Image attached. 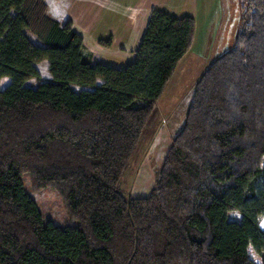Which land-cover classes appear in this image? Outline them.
Here are the masks:
<instances>
[{"label": "trees", "instance_id": "trees-1", "mask_svg": "<svg viewBox=\"0 0 264 264\" xmlns=\"http://www.w3.org/2000/svg\"><path fill=\"white\" fill-rule=\"evenodd\" d=\"M244 1L234 47L198 80L155 188L133 198L124 177L195 19L153 11L119 69L87 61L45 0H0V82L11 80L0 89V264H256L250 248L264 264V0ZM25 175L78 225L45 222Z\"/></svg>", "mask_w": 264, "mask_h": 264}, {"label": "rangeland", "instance_id": "rangeland-1", "mask_svg": "<svg viewBox=\"0 0 264 264\" xmlns=\"http://www.w3.org/2000/svg\"><path fill=\"white\" fill-rule=\"evenodd\" d=\"M245 4L244 0H222L224 13L215 30L211 32L206 45L208 47L200 48L199 43L193 52L191 50L185 56L183 63L175 72L163 98L153 112L130 169L124 177L121 188L127 197L142 198L152 193L173 140L184 126L188 106L198 80L214 60L234 47L241 27ZM31 40L40 44L34 36H31ZM108 56H112V59L120 57L125 62H131L134 59V55L123 56L114 51L108 52ZM36 67L40 72L41 81L51 80L46 62ZM10 82L9 78H4L0 82V89L8 86ZM38 83L32 80L30 87L36 88ZM24 182L27 192L37 203L45 222H52L61 228L78 225L70 218L67 206L56 190L37 188L28 175L24 176ZM230 219L239 221L241 216L237 212H232ZM260 227L264 231V218L260 222ZM249 252L256 264H263L252 248Z\"/></svg>", "mask_w": 264, "mask_h": 264}, {"label": "crops", "instance_id": "crops-1", "mask_svg": "<svg viewBox=\"0 0 264 264\" xmlns=\"http://www.w3.org/2000/svg\"><path fill=\"white\" fill-rule=\"evenodd\" d=\"M45 2L51 17L62 24L71 21L73 30L83 37V54L87 61L101 62L119 69L135 60L153 11H161L176 18L195 19L196 31L191 52L199 43L200 48L208 47L206 45L211 32L215 30L224 13L222 0H45ZM109 40L112 41L111 46L101 44V41ZM112 51L123 56L134 55V59L125 62L120 57L113 59L112 56L107 57V53ZM44 62L48 64V61Z\"/></svg>", "mask_w": 264, "mask_h": 264}]
</instances>
